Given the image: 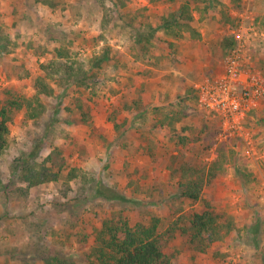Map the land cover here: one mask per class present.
Instances as JSON below:
<instances>
[{"label":"rangeland","instance_id":"1","mask_svg":"<svg viewBox=\"0 0 264 264\" xmlns=\"http://www.w3.org/2000/svg\"><path fill=\"white\" fill-rule=\"evenodd\" d=\"M212 4L204 18L193 12L200 39L209 46L198 61L183 47L198 38L166 34L161 22L153 23L157 7L148 6L147 0H128L126 7L118 0H0V97L7 87L32 97L40 64L58 47L84 59L95 74L92 90L52 82L55 91L41 96L46 110L37 123L20 110L9 124V143L0 153V264H46L54 255L85 264L94 230L114 212L144 223L156 215L163 228L182 216L181 224L188 227L192 213L208 205L233 217L237 227L204 252L187 241L188 235L178 234L167 244L170 264H264V108L246 117L244 137H220L217 121L202 132L208 116L199 109L195 91L201 70L204 77L221 70L229 53L221 41L241 20L252 27V61L264 69V0ZM222 11L234 17L235 25L224 20ZM152 27L154 53L146 62L136 34ZM155 35L161 43L154 42ZM106 52L109 59L96 67ZM146 69L156 77H146ZM180 96L185 120L157 126ZM77 98L92 106L88 121L79 117ZM124 102L130 108L124 109ZM188 125L199 142H180L182 134L192 138L191 131L182 129ZM95 131L102 138L94 137ZM220 144L221 168L205 184L202 198L182 197L181 167L198 162L209 166ZM55 147L65 149L64 176L28 186L16 170L17 159L37 151L35 160L42 162ZM70 170L74 177L68 181ZM97 185L116 190L120 197L109 200Z\"/></svg>","mask_w":264,"mask_h":264},{"label":"trees","instance_id":"2","mask_svg":"<svg viewBox=\"0 0 264 264\" xmlns=\"http://www.w3.org/2000/svg\"><path fill=\"white\" fill-rule=\"evenodd\" d=\"M118 1L123 7L128 4V0ZM241 1L230 0L233 6H239ZM212 2L213 0H186L178 8L169 10L167 14H164L160 19V26L170 36L181 38L188 35L199 39L201 33L192 24L195 19L193 12H199L202 18L206 17L213 7ZM134 16L137 17L133 14ZM222 16L226 22L235 25L234 17L229 12L222 11ZM154 34L155 29L153 27L149 30L140 28L136 34L140 46L138 49L140 48L139 51L146 55V62L151 61L154 53L151 47ZM235 43L234 35H227L223 37L220 47L226 54L233 48ZM51 55L49 58L47 56V60L40 64L42 73L35 79L36 93L32 97L22 94L18 88L14 87H7L3 90V97H0V153L4 152L8 146L11 132L9 124L13 121L17 112L24 110L26 117L37 123L46 110V105L41 101V96L52 95L55 91L52 82L57 86L75 84L92 90L93 83L91 81L95 74L86 68L84 59L73 58L67 48L61 47L55 48ZM108 59L106 52L103 57L97 58L96 67H99V65L101 67L102 62ZM145 75H151L150 69H146ZM134 102L137 103V100ZM76 105L81 120L88 121V117H91L92 106L87 105L86 107L80 101V98H77ZM122 107L128 109L130 105L124 102ZM185 107V99L182 96L178 97L173 101L171 113L167 114L162 121L156 122V125L161 127L165 125L174 126L176 123L183 122L186 118V114H184ZM256 112L257 110L248 111L247 117ZM115 118V114H112L111 119L115 120ZM215 121L218 124L220 123L218 118L208 116L202 122L204 123L202 132L205 129L209 132L211 126L215 125ZM260 122L264 124V117L260 118ZM182 129L184 132L191 131L192 138H190V135L182 134L180 137L181 143L188 144L191 141H200V136L195 134L196 131L193 126H183ZM93 136L102 138L96 131ZM208 136L210 137V135ZM222 148L221 144L217 147V156L209 166L198 162L192 166L183 165L181 167L179 191L182 197L193 201L202 198L205 184L219 174L223 160ZM36 155L37 151H34L17 159L16 170L19 171L20 177L28 186L32 187L50 181H59L64 176V171L68 167L64 148L55 147L42 162L35 160ZM29 157H33V160H30ZM72 171H69L68 181L74 177ZM65 185L68 186L67 183ZM97 188L100 192L105 193L109 200L120 197V193L112 188H104L101 185H97ZM223 218H225V221H222ZM181 221L182 216L163 228L162 218L156 215L152 216L149 223H144L142 221L133 222L122 212L120 214L114 212L105 217L101 226L94 230L93 243L84 251L85 264H170L172 256L166 251L167 244L178 234L188 235L187 241L195 245L197 251L204 252L213 242L222 240L237 227L233 222V217H227V215L217 211L210 205L202 212L192 213L189 217L190 225L188 227L181 224ZM46 264L77 263L59 255H54L46 258Z\"/></svg>","mask_w":264,"mask_h":264},{"label":"built area","instance_id":"3","mask_svg":"<svg viewBox=\"0 0 264 264\" xmlns=\"http://www.w3.org/2000/svg\"><path fill=\"white\" fill-rule=\"evenodd\" d=\"M251 29L241 20L232 34L236 43L221 70L195 83L198 107L207 116L220 120V137H244L248 111L264 108V71L250 55L254 41Z\"/></svg>","mask_w":264,"mask_h":264},{"label":"crops","instance_id":"4","mask_svg":"<svg viewBox=\"0 0 264 264\" xmlns=\"http://www.w3.org/2000/svg\"><path fill=\"white\" fill-rule=\"evenodd\" d=\"M147 2L149 3L148 6L153 7L154 4H155V7H157V8H155V13H156L157 17H156L155 20L152 19L153 20V23H155V24H159L161 22L160 21L161 17L164 14H167V12L169 10H174L177 7H179V5L176 6L174 4V0H156V1H154V0H147ZM160 4H163V5H160ZM192 24L195 26L194 21L192 22ZM197 28H198V30H200L199 26H197ZM200 32H201V30H200ZM202 36H204V35L202 34ZM155 39L158 40L161 43V40L157 36H156V38H154V42L157 44L158 42ZM186 46L189 47V49H187L188 52L194 53L195 54V57H197L196 60H198V61H199V58H201V56H202V49L203 48L206 50V51L204 50L206 53H208V51H209L208 44H206V42L204 40H201L200 38L197 39V40H194V41H190V40L187 41V44H183V47H186ZM190 46H192V49H191ZM150 71H151V75L150 76L147 75L146 77H149V78L156 77V73H154L152 70H150ZM199 73L202 75L201 77L203 79L204 78V75L203 74H205V72L203 70H201Z\"/></svg>","mask_w":264,"mask_h":264}]
</instances>
